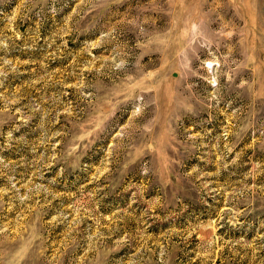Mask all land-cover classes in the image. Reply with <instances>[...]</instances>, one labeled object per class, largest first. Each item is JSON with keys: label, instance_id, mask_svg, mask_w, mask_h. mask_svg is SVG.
I'll list each match as a JSON object with an SVG mask.
<instances>
[{"label": "rangeland", "instance_id": "obj_1", "mask_svg": "<svg viewBox=\"0 0 264 264\" xmlns=\"http://www.w3.org/2000/svg\"><path fill=\"white\" fill-rule=\"evenodd\" d=\"M0 264H264V0H0Z\"/></svg>", "mask_w": 264, "mask_h": 264}]
</instances>
